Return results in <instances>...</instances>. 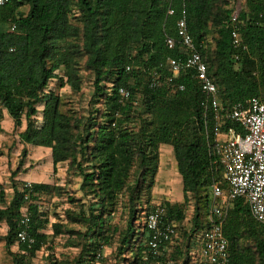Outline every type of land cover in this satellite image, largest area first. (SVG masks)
Returning <instances> with one entry per match:
<instances>
[{
	"label": "trees",
	"instance_id": "1",
	"mask_svg": "<svg viewBox=\"0 0 264 264\" xmlns=\"http://www.w3.org/2000/svg\"><path fill=\"white\" fill-rule=\"evenodd\" d=\"M227 4L228 0H186L190 34L216 83L223 109L230 111L235 104L247 105L251 98L264 95V0H246V10L239 13V49L233 45L234 12L224 8ZM182 7V0H9L0 10V131L6 111L15 128L25 122L26 129L20 134L23 144L50 150L55 175L59 164H67V173L82 179L80 189L91 201L88 206L82 203L79 212H69L68 220L86 231L68 233L81 236L82 251L94 258L112 242L110 219L120 196L127 193L132 219L138 218L137 203L151 199L163 145L172 147L184 199L189 200L191 194L195 201L192 230L198 246L200 232L209 226L208 220L205 226L201 219L202 210L209 215L211 186L223 177V167L207 136L208 127L213 137L214 113L203 107L204 94L189 71L175 80L185 85L184 91L148 86L153 72L170 75L169 59L181 54L178 47H167L166 38L177 39ZM170 8L174 15L168 14ZM213 34L211 50L208 38ZM83 62L94 78L93 98L98 105L87 116L65 108L62 95L56 92L65 87L81 91ZM53 81L58 82L56 89L50 87ZM121 87L130 91L129 99L122 100ZM138 92L143 95L142 112L136 104ZM230 129L245 133L239 123L224 119L221 131ZM27 155L23 148L11 175L14 195L10 201L5 186L0 185V223L8 227L5 236L0 234V243L5 242L8 250L18 245L23 254L15 259L16 264H25L26 256L35 257L46 244L48 235L43 230L49 220L40 210V201L43 195L62 189L46 183H32L31 193L26 183L19 188L14 181ZM27 193L30 235L35 240L31 247L17 239ZM161 205L166 208L167 221L177 226L185 220L181 204L166 201ZM152 209L144 216L140 244L134 246L136 264H155L148 255L146 228ZM133 230L131 222L121 241L122 253L131 245ZM224 235L229 241V264H264V226L253 219L245 199L233 201ZM174 239L164 246L157 264L170 260L192 264L194 254L182 257L179 244L170 256L165 254ZM70 245L78 243L74 240Z\"/></svg>",
	"mask_w": 264,
	"mask_h": 264
},
{
	"label": "built area",
	"instance_id": "2",
	"mask_svg": "<svg viewBox=\"0 0 264 264\" xmlns=\"http://www.w3.org/2000/svg\"><path fill=\"white\" fill-rule=\"evenodd\" d=\"M183 1L181 16L177 20V39L166 38V45L170 50L177 47L180 56L169 59L171 74L164 77L153 72L149 81L152 90H158L163 86L168 89L184 91L185 85L176 84L175 80L181 73L191 72L198 82L204 101L202 103L206 111H212L216 124L213 137L207 127V136L213 152L217 155L223 167V177L220 181H214L211 186V206L209 209V226L204 228L197 238L199 250L194 254L192 264H229V241L224 235V224L228 212L234 200L243 198L249 206L253 219L264 226V95L251 98L247 105L235 104L230 111L223 109L218 95V88L213 78L209 75L207 63L197 49L188 28L186 0ZM9 0H0V10ZM175 10L170 8L169 15H174ZM238 15L233 14L231 37L235 48H241L242 38L238 27ZM12 31L16 30L14 25ZM246 50V47L243 48ZM238 59V57H237ZM130 70V67H127ZM122 100L130 97V91L124 87L119 88ZM2 101L0 99V110ZM224 119H230L239 123L244 134L234 129L222 132L221 126ZM225 185V188H224ZM26 188L32 192V183L27 182ZM25 195L27 205L19 220L17 239L31 247L34 238L30 235L32 215L29 211L31 205L30 194ZM166 208L158 204L153 207L146 217V228L149 234L148 255L155 260L163 256V248L177 235V226L165 219ZM165 264H179L175 260Z\"/></svg>",
	"mask_w": 264,
	"mask_h": 264
},
{
	"label": "rangeland",
	"instance_id": "3",
	"mask_svg": "<svg viewBox=\"0 0 264 264\" xmlns=\"http://www.w3.org/2000/svg\"><path fill=\"white\" fill-rule=\"evenodd\" d=\"M225 9L233 10L236 14L246 10V0H228V4L224 6ZM26 12L27 7L23 8ZM215 34L209 36V47L211 50L215 47ZM81 78L82 89L80 92H74L70 87L63 89L57 88L58 82L53 81L50 87L56 89V92L61 94L65 108H72L77 115H91L94 112L96 106L94 104V78L92 74L84 68V62L82 63ZM62 73V72H61ZM142 92L137 93L136 104L139 111H143L142 106ZM42 108L39 107V110ZM41 115V114H40ZM38 121L40 122V117ZM2 134L4 141L0 144V184L5 186L6 200L10 201L14 195L12 190L11 175L17 169L18 162L20 160L19 152L21 154L22 148L19 143V131L20 127L15 128V124L10 123L7 119L2 122ZM172 147L164 145L162 147V155L169 154V150ZM27 158L31 159L29 162L34 164L32 167L31 177L27 181H20L22 176H18L15 179L16 185L21 188L26 182H36L43 174H50L53 169L50 159L46 160V155L41 152L36 153L35 149L28 150ZM172 160L165 165L164 170L161 173L159 180L155 181V186L152 189V197L147 201V198H143L137 203L136 209L137 219H132L128 204L127 193L120 196L119 205L116 213L110 219V232L112 236V242L110 245L103 248L102 255L97 257L89 256V252L82 251L83 238L70 235L69 230H76L78 232H85L86 228L82 225H73L68 220L69 212H79L80 205L82 203L89 205L91 199L84 196L81 191L82 179L73 173H67V164L63 165V168L59 170V177L55 178V184L59 185L62 189L57 194L43 195L40 201V210L43 216L49 220L46 228L43 230L48 235L46 244L40 251L36 253L35 257L26 256L25 264H136L134 257V246L140 244L141 235L143 232V222L145 214L157 204H163L167 200L171 201V204H181L185 212V220L182 223H178V234L174 239V244H179L182 249V257H187L191 253H197L199 246L197 245L195 238L197 235L193 231V217H194V204L195 201L192 195L189 194V200L184 199L183 185L179 172L176 169V159L171 157ZM46 160V161H45ZM39 166H42L40 169ZM39 167V168H38ZM30 171V172H31ZM135 175L133 173L132 180ZM51 180V179H50ZM74 200V202L72 201ZM149 202V203H147ZM1 207V205H0ZM203 223L206 226L208 215L202 210ZM138 220V221H136ZM132 222L133 233L129 236L131 245L122 253L121 241L127 235L128 225ZM8 232V227L5 223H0V234L5 236ZM199 234V233H198ZM108 235V236H109ZM78 243L76 246L70 245L71 242ZM83 252V253H82ZM18 245L16 244L10 250L5 246V242L0 243V264H16L15 259H21V255ZM180 256V255H179Z\"/></svg>",
	"mask_w": 264,
	"mask_h": 264
},
{
	"label": "crops",
	"instance_id": "4",
	"mask_svg": "<svg viewBox=\"0 0 264 264\" xmlns=\"http://www.w3.org/2000/svg\"><path fill=\"white\" fill-rule=\"evenodd\" d=\"M3 114H4V119H3V122H5V120H9L10 121V123H12V119H11V117L7 114V112L6 111H3ZM13 123H14V121H13ZM20 129H21V131H19L18 133H19V135H18V138H19V143H21V145H20V147H23V148H26L27 150H29V154H30V150L31 149H35L36 150V153H42V154H45L46 155V160L47 159H50V163H51V165L53 164L52 163V158H51V152H50V150L49 149H46V148H41V147H34V146H31V145H25V144H23L21 141H20V134L22 133V132H24L25 131V129H26V124H25V122H23V124H22V126L20 127ZM2 134H5V130H4V132L3 131H0V144L1 143H3V141H4V138H3V136H2ZM164 146V145H163ZM163 146H161V148H160V166H159V173H158V176L159 177H161V173H162V171L164 170V167H165V165L166 164H168V162H169V160L171 161L172 160V158L171 157H174V154H173V150L171 149V150H169V154L168 155H166V156H163L162 155V147ZM23 148H22V150H23ZM22 152V151H21ZM19 157H20V152H19ZM28 156V155H27ZM31 159H29V158H26V163H25V165L23 166V168H22V170H21V172H20V176H22V178L20 179V181H27V179H29V178H34V177H31V174H33L34 175V173L31 171L32 170V167H34V164H31L29 161H30ZM45 160V161H46ZM63 165H65V164H59L58 165V172H59V170L61 169V168H63ZM18 167V166H17ZM40 167V169H42V166H39ZM38 167V168H39ZM67 169H68V167H67ZM67 169H66V171H67ZM176 169H177V164H176ZM31 171V172H30ZM178 171V170H177ZM18 175V176H19ZM59 175V173H57L56 175L53 173V169L51 170V173L50 174H43L42 175V177L40 178L41 179V181L39 180V178H35V179H38L36 182H33V183H46V184H55L54 182L52 183V182H50V181H54V179L55 178H57V177H59L58 176ZM159 177L157 178V180H159ZM51 179V180H50ZM27 183V182H26ZM1 185V184H0ZM167 201H169V200H167ZM171 202V201H170ZM174 242L170 245V246H167V248H166V250L164 251L165 252V254L166 255H168V256H170V254H171V252H173L174 250H175V248H174ZM166 251H167V253H166ZM193 254H195V253H193Z\"/></svg>",
	"mask_w": 264,
	"mask_h": 264
}]
</instances>
